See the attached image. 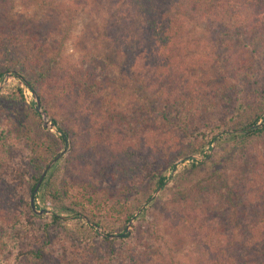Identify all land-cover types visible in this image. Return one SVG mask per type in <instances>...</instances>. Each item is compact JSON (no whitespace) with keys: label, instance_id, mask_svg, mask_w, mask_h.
<instances>
[{"label":"trees","instance_id":"trees-1","mask_svg":"<svg viewBox=\"0 0 264 264\" xmlns=\"http://www.w3.org/2000/svg\"><path fill=\"white\" fill-rule=\"evenodd\" d=\"M13 1L0 0V80L13 72L11 78L33 91L55 134L41 128L20 88L0 93V170L10 167L9 179L0 175V264H57L45 243L24 250L20 244L35 219L27 199L66 142L69 149L61 160L65 170L76 173L56 186L55 172L49 171L33 205L40 198L75 213L78 231L89 236L73 237L84 245L78 264H264V124L258 123L264 120V0H115L129 16L117 24L100 19L84 25L74 63L63 58L71 22L86 5L101 0H17L32 15L12 23ZM132 22L138 28L131 29ZM188 22L206 37L208 52L198 61L182 45ZM114 59L131 64L144 59L150 75L118 88ZM115 92L133 99L120 109L110 100ZM158 105L165 113H158ZM51 106L68 116L50 113ZM155 134L162 137L160 148ZM229 138L235 147L226 157L218 149ZM214 140L209 161L189 167L191 173L201 168L207 175L203 182L197 178L195 185L175 189L160 207L154 201L150 209H159L150 213V223L136 222L126 232L140 206L137 201L128 205L133 196L128 181L136 171L130 165L133 144L161 171ZM214 166L220 168L212 171ZM159 175L152 177V191L164 184ZM98 178L112 186L98 187L93 182ZM24 184L28 192L22 203ZM69 190L79 197L64 209ZM165 214L172 221L164 225L169 234L164 240L156 219ZM60 219L55 214L43 227L48 240V228L58 226ZM95 228L129 247L101 252L90 238ZM180 234H211L213 241H196L195 257L184 255L181 261ZM115 241L105 242L111 246Z\"/></svg>","mask_w":264,"mask_h":264},{"label":"rangeland","instance_id":"rangeland-1","mask_svg":"<svg viewBox=\"0 0 264 264\" xmlns=\"http://www.w3.org/2000/svg\"><path fill=\"white\" fill-rule=\"evenodd\" d=\"M13 10L11 12V21L12 23L15 22H21L24 18L28 17L29 15H32L30 11L23 10L19 5L17 0L13 1ZM129 16L127 12L125 11L124 7H122L118 2L115 0H101L100 2H96L94 4H89L85 6V10L83 13H78L77 17L74 18L71 22V30L69 32L68 40L64 44V52H63V58L68 63H74L77 60L78 55L81 53L82 45L80 46V43L84 41L82 39V31L84 29V25L87 23H90V21H94L97 23H101L99 21L100 19H108L109 21H115L116 24L119 23V19L124 16ZM122 28V27H121ZM138 28V25L135 22H132L131 29ZM137 33V32H134ZM205 42V43H204ZM101 45V44H100ZM183 47L186 48L188 51L193 52L195 57V61H198L199 58H202L204 53H207L208 50H205L206 46V37L203 34L202 29L194 25L192 22H188L185 25L184 33H183ZM102 48L105 49V44H102ZM206 51V52H205ZM149 59H147L148 61ZM115 63H118L117 66H114V69L112 70L113 76L116 78L117 87L123 88L127 85L132 84L133 81H136L138 84L140 81H143L147 75L146 68L149 67H143L144 65V59H138L136 62L131 64L127 60H121L122 62L119 63L117 59H114ZM146 65V64H145ZM148 66V65H146ZM142 79V80H141ZM15 88H20L23 94V99L27 104L32 103V97L30 95L29 90L24 89L23 86L19 85V80H16L14 78H11L10 76L7 77L6 83L4 87L0 90L1 94H7L9 91L14 90ZM142 90V89H141ZM127 95V92H124ZM115 92L114 94H110V100H112L114 103H117L120 109L123 107H126L128 103L132 101L133 98L131 97H125V94ZM36 95V94H35ZM38 99V98H37ZM40 105V103H39ZM40 110L43 112L40 106ZM56 112L57 117L64 118L68 116V113L60 111L57 107L50 108V113ZM157 111L160 113L163 111L162 106H157ZM54 112V113H55ZM44 113V112H43ZM165 113V111H163ZM45 114V113H44ZM55 115V114H54ZM46 116V115H45ZM46 120L51 123V121L46 117ZM170 123H177L176 121L170 120ZM41 122V128H42V120L40 118ZM260 125L264 124V120H261L258 122ZM43 129V128H42ZM46 130V129H45ZM48 130V129H47ZM52 134H55V131H49ZM176 135V133H174ZM156 140L158 141V147H161L160 140L162 139L160 134H155L154 136ZM255 141L251 142V146L255 147ZM216 141H212L210 145L205 146L202 148L198 153L190 155L195 158L191 159L189 157H183L175 160L170 168L161 170L158 168V166L155 165V162L153 158L145 159L143 157V153L141 148H139L140 145L134 143V157L133 162H131L130 165H132L136 171L131 174L130 179L128 181L129 188L131 189L130 192L133 194L131 197V200L128 201L131 204V206H134L135 201L137 203H140L139 208L132 214L134 217L132 221H128L126 224V232L131 231V226H134L136 222L138 224H146L150 223L151 216L150 213H157L155 209H159L160 204L164 201L166 196L174 191L177 188L186 187L189 185H195L198 181L203 182V180L206 178V174L203 175L201 168H199L198 171L191 173L189 171V167L191 164L196 165L197 163H206L209 161V159L212 157L213 152L216 150L215 148ZM243 144H246L243 142ZM212 146V147H211ZM221 148L218 149L219 153H223L226 157L230 154L232 149L235 147L233 143H231V139H225L224 142L221 144ZM69 149V144H65L64 148L60 152L59 156H57L53 161L54 163H50L51 166L48 168V170L45 172V175L47 176V173L51 170H54V183L55 185H59L60 182L66 181L67 177L70 174L76 173L74 169L65 170V166H63L62 158L64 155L67 154ZM225 157V158H226ZM183 159V160H182ZM186 159V160H185ZM179 160H182L181 162H178ZM16 162V161H15ZM48 164V165H50ZM47 165V166H48ZM135 165V166H134ZM46 166V167H47ZM215 168H220V166H214L212 168V171ZM10 170V167L7 168ZM8 170L1 169L0 175L7 177L9 179L10 175ZM45 170V169H44ZM164 178V184L161 188L156 189L155 191H152L153 183L155 182L154 179L152 180V177H155V180L158 176ZM44 175V176H45ZM44 178V177H43ZM42 178V179H43ZM6 180V179H5ZM94 184L97 185L100 188L103 187H111L112 185L109 184V182L105 179H96L93 180ZM38 190V188H37ZM158 191L156 194L155 192ZM28 192V184L22 185L21 190H19L20 196L22 198V203L26 201V195ZM77 194L73 190L68 191V196L64 200V202L61 204L64 209H68V207H72V202H77L75 200ZM29 201V199H27ZM156 201V207L155 209H150L153 202ZM35 209L37 211H42L40 214H34L35 219H30V226H28V232L23 235L22 241H21V248L22 250L27 248H35L39 246H44L43 243L46 244V248L48 249V254L52 261H56L57 264H78V259L83 255V248L84 245L80 240L75 241L73 240V237H81L82 239H87L89 236L85 233L82 234L80 231H78L79 227L76 223L75 213L71 210H62L59 209V206L56 205L52 206L49 204V201H46L43 203L40 198H36L35 202ZM22 207V205H21ZM148 209V213L146 212ZM45 211V212H43ZM49 214H48V213ZM145 215H141V214ZM57 214L61 217L60 223L58 226H50L48 228V231H50V237L49 240L46 236V234L43 232V227L49 224V217ZM170 214V213H169ZM98 215V214H97ZM102 217L105 221L108 223L114 224L115 220L113 217H108L106 213L103 215L100 213L98 215ZM164 216V217H163ZM159 217L157 220V230L159 233V236L162 239H167L169 234L165 233L166 226H164L166 223H170L172 219H169L166 214ZM83 221V220H82ZM196 222V219H195ZM137 226V224H136ZM128 227V228H127ZM214 232V229H212V226L209 227V233ZM94 234H91V241L94 243V246L98 248L101 252L109 253L110 250L120 251L122 249H125L126 247H129V243L127 241L119 242V239L116 235H108L106 232H104L102 229H94ZM108 236H115L114 238H108ZM182 237V244L180 247L181 254L178 256V259L181 261H184L186 258L184 255L188 256L189 254L192 255V252L194 251V248L198 251V246L195 247L196 241L206 240L207 244L210 245L211 241V234L210 236H202L198 235L197 237L189 236L193 239V242L189 237L184 238L183 235L180 234ZM216 236V235H214ZM176 236H174L175 238ZM136 239V238H135ZM113 241L116 240L114 244L109 246L105 241ZM176 242V239H175ZM193 244V247L191 244ZM135 242H132V244ZM139 242H136V245H138ZM45 247V246H44ZM123 252V251H122ZM193 256V255H192ZM195 255L192 257L194 258ZM16 264H20L16 262Z\"/></svg>","mask_w":264,"mask_h":264},{"label":"water","instance_id":"water-1","mask_svg":"<svg viewBox=\"0 0 264 264\" xmlns=\"http://www.w3.org/2000/svg\"><path fill=\"white\" fill-rule=\"evenodd\" d=\"M13 72H8L6 73L2 79L0 80V90L4 87L5 83H6V79L8 76H13ZM23 83V82H22ZM25 83V82H24ZM30 92V95L32 97V104H33V109L34 111L36 112V114L41 118L42 120V128L43 129H48L49 131H55V127L49 122L46 120V116L45 114L40 110V105H39V101L37 99V96L35 95V93L33 91H29ZM212 147V146H211ZM189 158L193 159L195 157L193 156H190ZM183 160V159H182ZM182 160H179L178 162H181ZM186 160V159H185ZM55 161H52V163H54ZM51 163V164H52ZM50 165H48L45 170L42 172L41 176L39 177V179L37 180L32 192H31V195L29 197V201H28V206L31 210L32 213L34 214H40L42 211H37L33 205V195L35 194V192L37 191V188L39 186V184L41 183V180L42 178L44 177L45 175V172L48 170V168H50ZM161 188V187H160ZM158 191L155 192V194L157 193ZM45 212V211H43ZM48 213V212H47ZM49 214V213H48ZM134 217L132 216L130 221H132ZM128 228V227H127ZM97 229V228H95ZM115 236H108V238H114Z\"/></svg>","mask_w":264,"mask_h":264}]
</instances>
